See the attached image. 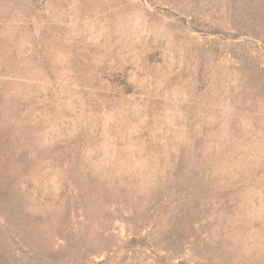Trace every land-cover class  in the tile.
Masks as SVG:
<instances>
[{"label": "rangeland", "instance_id": "rangeland-1", "mask_svg": "<svg viewBox=\"0 0 264 264\" xmlns=\"http://www.w3.org/2000/svg\"><path fill=\"white\" fill-rule=\"evenodd\" d=\"M0 264H264V0H0Z\"/></svg>", "mask_w": 264, "mask_h": 264}]
</instances>
